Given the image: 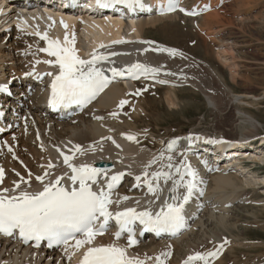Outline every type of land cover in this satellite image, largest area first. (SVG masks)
<instances>
[{"label":"bare ground","instance_id":"obj_1","mask_svg":"<svg viewBox=\"0 0 264 264\" xmlns=\"http://www.w3.org/2000/svg\"><path fill=\"white\" fill-rule=\"evenodd\" d=\"M222 1L207 0V2H201L182 0V3L187 4L191 11L199 13L200 22L196 24V28L199 33L201 32V34L209 38L215 37L218 34L216 30L218 25L223 26L232 23L230 19L222 17L220 10H218V5ZM236 3H243L245 5L249 4L250 0H237ZM139 17L140 21L136 27L131 28V31H125L123 26L115 21H87L82 24L74 20H65L63 24L67 25L69 36L73 33L75 34L76 41L79 44L80 37L83 36L90 49H97L100 45L111 40L140 39L141 46H124L128 43H122L123 47L120 48L126 53V57L128 58H130L131 54H136L139 48L142 49L141 55L132 64L141 63L158 69V77L172 82V84H168L170 86H173L174 82H179L177 78L187 83L189 75L186 74L185 70L190 66L189 58L191 57L184 53H179L183 50L179 49L181 45L177 44L174 46L171 43H158L144 36L146 31L156 29L159 24L173 21L178 16L170 15L162 18L148 19L142 16ZM80 27H82L81 30H79ZM76 28L77 30H75ZM59 30L65 34V28L62 25ZM97 34L101 35V38ZM41 45H43L41 40L18 28H12L5 33L0 31V78L2 81L7 82L6 80L10 77L14 88L17 86V94L8 102V112L16 109L19 114L28 113L36 120L35 124H31L28 120L17 121L8 129L4 139L14 151V156L18 162H14L12 156L5 154L0 148V167L5 172L0 188L11 189L13 182L21 180V178H15L13 173L23 178H31L29 173L39 170L37 171V175H40L42 169L49 164L45 158V152H49L48 146H55L64 140H70L75 146L84 147L78 157L81 160L87 158L89 165L93 166L94 163L101 161L108 162L111 163L112 169H117V173H125L124 177L126 182H129V185H120L117 192L112 195V200L116 201L123 196L129 197V199L121 202L119 205L116 203L111 204L113 207H132L140 211H144L145 209L152 212L159 211L162 206H155L157 197L161 191L165 192L172 187V181L169 180L166 184L160 181L162 190L156 195L149 193L147 185L143 183L145 166L153 160L154 156L150 143L140 138V135L144 134L145 131L138 128L137 118L142 115L148 116L152 112L148 106L143 105V102H145L143 98H145L146 94L136 95L138 90L141 93V85L137 83L129 85L127 87L128 93L119 86L111 87L91 113L82 114L67 121H59L56 116L50 115L43 107L36 105L29 106L26 101L24 87H19L25 85L33 86L38 92L35 94V97L31 98L32 102L36 103V101L41 100L43 84L36 81L37 75H28L29 71L37 69L35 65L37 59L42 55L47 57V54H43L40 51L42 49ZM161 49L174 51L175 55L170 54V51H161ZM100 52L98 51L99 54ZM188 54L190 53L188 52ZM193 86L202 90L196 83H193ZM164 90L166 91L165 95L168 92H172L173 102L169 105L174 106V91L169 88ZM230 97L232 100L231 104H235L241 100V96L239 95H231ZM136 98L142 99L136 101ZM205 98L207 105L217 110L215 101L207 95H205ZM121 100L127 101L123 107L119 106ZM19 103H22V105ZM113 112L117 113L115 118L111 115ZM98 117L100 119H97ZM241 117L252 127V130L246 131L245 136L242 137L230 136L227 138L236 140L238 138L255 137V131L260 128V124L248 115L243 114ZM130 134L135 136V140L130 141L126 138ZM193 134L195 133L191 132L178 137L174 136L170 141L184 139L193 136ZM144 135L148 136L146 133ZM108 137L113 139V142L117 144L116 147L107 146L103 143L98 145L97 148L90 149L89 146L93 147L96 140L100 138L107 140ZM37 146H39V150L36 149ZM178 154V150L169 153L166 149H162L158 158L163 156V159H158L147 171L152 173L161 170L162 165H166L169 162V156L172 157L173 165H179V160L181 159L178 158ZM250 160L264 164V155L254 156ZM20 165L24 166V168ZM198 165L199 161L196 160L192 163V169H196ZM163 170L169 171L167 168ZM54 171H49L48 176ZM171 171H174V168ZM240 171L241 173L239 172L240 174L237 175L221 171H215L206 175L201 187L202 199L200 200L197 214L195 213L187 217L184 223L185 228L180 235L174 239L167 240L163 238L158 240L144 238L139 243L136 242L135 245L127 248L128 255L143 260L144 264H157V256H160L163 264H167V262L169 264H184V261L190 255L199 253L201 248H208L211 243L224 241L226 238L219 232H212L210 236L204 238L199 237L196 239V237L199 233L204 234L206 232L207 234L215 228L218 230L234 228L233 225L236 224V221L232 217V211L235 210L237 204L239 206L243 202H249V198H247L249 191L247 190L259 184V182H263L261 188L264 190V176L262 178L254 177L243 168ZM137 176L141 177L140 182H137L135 179ZM173 179H179V176H174ZM32 184L38 183L31 180L30 185ZM28 186L22 185L21 189H26ZM259 204L264 210V199L259 201ZM110 242L112 240L107 235L95 241L96 244L104 245ZM127 242L128 240H124V246L122 247H127ZM224 248V246L219 245L215 249V252L223 251ZM165 252L170 253V255H161ZM179 253H181L180 256L182 255L181 259H176L175 256H179ZM69 255L70 252L33 251L28 248H20L12 245L10 240L0 239V264H71ZM217 256L210 257L209 259L212 258L211 260L214 261L217 259ZM223 263L224 257L216 264ZM193 264H203V262L193 261ZM209 264L211 263L209 262Z\"/></svg>","mask_w":264,"mask_h":264},{"label":"snow or ice","instance_id":"obj_2","mask_svg":"<svg viewBox=\"0 0 264 264\" xmlns=\"http://www.w3.org/2000/svg\"><path fill=\"white\" fill-rule=\"evenodd\" d=\"M113 4L125 5L130 11L133 7L145 8L142 0H97V5L101 7H109ZM174 7V0H168V4L163 10L171 11ZM61 24L65 28L63 42L58 38L49 39L47 33L40 36V39L44 40L47 45L40 51L55 57L54 61L46 60L43 63L58 67V72L55 74L47 73L53 77L50 85L49 103L54 109L68 108L72 105H87L103 92L111 80L116 77H123L127 74L133 79H138L140 76L147 78L148 76L154 77L159 71L145 64L134 63L125 69L115 67L107 69L111 73V77H109L106 75V70L98 65L107 61L109 55L118 54L115 52L108 55L99 54L94 49L89 54V59H82L75 47V34L69 36L67 25H64L63 22ZM123 42L115 41L114 43ZM100 47L106 46L100 45ZM161 51H170V54L175 55V52L171 50L161 49ZM40 62L37 61V63ZM160 82L164 83V81ZM139 94L138 90L136 95ZM125 103L127 101L121 100L119 106L123 107ZM111 115L115 118L117 113L113 112ZM126 138L130 141L135 140V136L131 134ZM175 143L176 141L170 142L168 149L171 150ZM89 147L92 148V146ZM74 148L76 152H82L79 146H74ZM73 159L74 155L63 156V163L70 170V175L65 173L64 176H57L48 183H45V178L49 175L47 171L44 175L37 176L35 179L42 186L40 190L21 189V183L30 187L29 180H25L23 177L19 183L13 182L11 189H0V235L12 236L18 233L24 242L35 241L36 246H39L41 241H47L49 247L64 245L66 253L72 249L69 258L86 247L79 264H144L143 260L130 257L127 252V248L137 242L134 239L133 231V225L137 221L143 225V231H153L157 234H175L183 229L184 205L197 189L198 182L196 171L186 161H181L180 165H173L172 157L169 156V162L162 165L161 170L149 173L147 169L156 163L157 159H163L161 156L150 161L143 172V183L147 185L149 193L156 195L162 190L160 181L166 184L171 180L172 188L169 191L175 193L177 189L183 188L185 191L182 196L172 195L170 198H166L160 210L155 213L148 209L137 211L132 207L113 213L109 210L111 204L119 205L129 199V197L123 196L116 201L112 200V193L125 173L108 176L105 169L89 164L76 166L71 163ZM52 167L54 165L49 162L47 168L51 169ZM164 168L169 171H164ZM173 168L174 171H171ZM102 173L106 177V181L104 185L99 186L98 177ZM65 176L70 181L68 185L61 183ZM174 176H179V179H173ZM135 179L140 182L141 177L137 176ZM3 180L4 170L0 168V183H3ZM94 185L97 186L95 190ZM137 203L139 202L137 201ZM110 220H115L118 229L114 233V241L107 245H95L96 238L108 230ZM122 233L128 234L127 247H121L116 243ZM161 255L168 256L170 253L165 252ZM216 255L217 252L212 251L207 254L195 253L190 255L184 264H193V261L209 264V258ZM156 260L157 264H163L160 256H157Z\"/></svg>","mask_w":264,"mask_h":264},{"label":"rangeland","instance_id":"obj_3","mask_svg":"<svg viewBox=\"0 0 264 264\" xmlns=\"http://www.w3.org/2000/svg\"><path fill=\"white\" fill-rule=\"evenodd\" d=\"M192 1L207 2V0ZM236 1L223 0L218 5L221 16L230 19L232 23L218 25L216 28L218 34L215 37H205L201 32H196L190 22L181 21L180 18L166 21L159 24L156 29L146 31L144 36L151 40L155 39V42L185 47L195 59L209 66L214 77L204 68L197 70L202 85L200 87L204 90L198 91L193 86L173 90L174 106L169 105L173 102L172 92L165 95L164 89L159 90L150 93L151 98L146 94L143 105L148 106L152 112L148 116L142 115L137 118L138 120L136 119L139 130L145 131L148 135L154 133L157 138L164 137L162 135L167 133L183 134L192 129L206 134H222L224 137H242L245 136L246 131L252 130V127L241 117L245 114L260 124L255 136L259 133L264 134V0H250V3L245 5ZM81 29L82 27L79 28ZM182 46L179 49H183ZM187 50L183 49L179 53L185 52L184 54L191 57ZM189 65L185 70L187 75L188 69L193 71L196 66L192 57L189 58ZM205 95L215 101L217 110L207 105ZM231 95H239L241 100L231 104ZM141 99L136 98V101ZM144 134H141L140 138H143ZM149 143L150 147L155 146ZM263 173L264 169L255 171V174ZM250 174L257 177L253 173ZM259 184L260 187L263 186V182ZM254 191L255 194H252L251 198L259 199V189L256 188ZM254 191H249L247 198L250 199L249 195ZM232 217L236 221L234 228L225 230L215 228L207 234L199 233L196 239L210 236L212 232L222 233L226 239H232L233 244L236 242V247L228 249L229 253L226 254L223 264L249 262L264 264L263 208L243 205L238 208L237 204L232 211ZM204 249L207 247L201 248L199 253L202 254ZM180 254L175 258L181 259Z\"/></svg>","mask_w":264,"mask_h":264}]
</instances>
